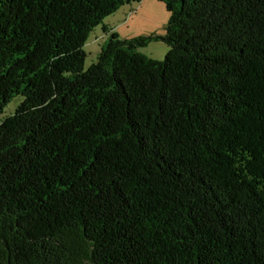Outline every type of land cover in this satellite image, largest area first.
Masks as SVG:
<instances>
[{
  "label": "trees",
  "instance_id": "trees-1",
  "mask_svg": "<svg viewBox=\"0 0 264 264\" xmlns=\"http://www.w3.org/2000/svg\"><path fill=\"white\" fill-rule=\"evenodd\" d=\"M141 1L0 0V264H264V0H160L85 70Z\"/></svg>",
  "mask_w": 264,
  "mask_h": 264
},
{
  "label": "rangeland",
  "instance_id": "rangeland-1",
  "mask_svg": "<svg viewBox=\"0 0 264 264\" xmlns=\"http://www.w3.org/2000/svg\"><path fill=\"white\" fill-rule=\"evenodd\" d=\"M169 17L170 13L160 0H143L138 4L136 2L121 7L114 15L106 17L104 23L90 33L83 47L87 54L84 69H88L96 62L101 47L112 35H116L121 40L150 35L163 36ZM140 51L150 59L162 61L166 58L169 47L164 42H154ZM20 101L14 99L10 102L5 109V115L14 113Z\"/></svg>",
  "mask_w": 264,
  "mask_h": 264
}]
</instances>
